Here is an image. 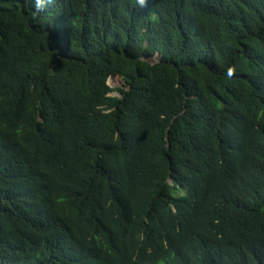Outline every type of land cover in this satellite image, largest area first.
<instances>
[{"label": "trees", "instance_id": "16d2710c", "mask_svg": "<svg viewBox=\"0 0 264 264\" xmlns=\"http://www.w3.org/2000/svg\"><path fill=\"white\" fill-rule=\"evenodd\" d=\"M0 264H264V0H0Z\"/></svg>", "mask_w": 264, "mask_h": 264}, {"label": "rangeland", "instance_id": "374dc122", "mask_svg": "<svg viewBox=\"0 0 264 264\" xmlns=\"http://www.w3.org/2000/svg\"><path fill=\"white\" fill-rule=\"evenodd\" d=\"M109 82L112 87H116L122 84V80L120 79L119 76H115L114 78H111ZM111 94H115V92H112Z\"/></svg>", "mask_w": 264, "mask_h": 264}, {"label": "water", "instance_id": "95a60500", "mask_svg": "<svg viewBox=\"0 0 264 264\" xmlns=\"http://www.w3.org/2000/svg\"><path fill=\"white\" fill-rule=\"evenodd\" d=\"M114 77H115V75H113V74H110V75L108 76L107 80H106V83H107V84H108L110 87H112V86H111V84H110V82H109V81H110V79H111V78H114ZM169 182L171 183V181H170V180H169Z\"/></svg>", "mask_w": 264, "mask_h": 264}, {"label": "clouds", "instance_id": "9594fccd", "mask_svg": "<svg viewBox=\"0 0 264 264\" xmlns=\"http://www.w3.org/2000/svg\"><path fill=\"white\" fill-rule=\"evenodd\" d=\"M141 3H143V0H140ZM37 3H39V0H37ZM118 76V75H115ZM120 77V76H119ZM121 79V78H120ZM123 84V83H122ZM121 85V84H120Z\"/></svg>", "mask_w": 264, "mask_h": 264}]
</instances>
